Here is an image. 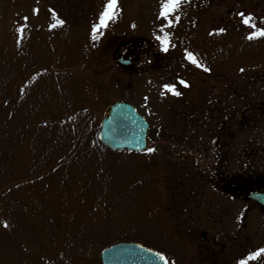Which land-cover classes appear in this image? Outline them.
<instances>
[{
  "label": "rangeland",
  "instance_id": "1",
  "mask_svg": "<svg viewBox=\"0 0 264 264\" xmlns=\"http://www.w3.org/2000/svg\"><path fill=\"white\" fill-rule=\"evenodd\" d=\"M108 2L0 0V264H101V251L118 241L140 242L170 264H200L205 246L226 242L247 222L233 210L219 226L207 224L217 212L203 215L200 180L207 170L246 172L250 152L264 151V113L238 123L217 166L208 169L200 143L238 109L251 114L264 100V37L246 39L254 29L238 15L251 14L264 29V0H181L166 19L159 15L165 0H116L101 25ZM165 33L168 46L156 39ZM138 38L162 54L161 67L140 74L117 63L119 44ZM184 75L220 82L214 89L207 82L202 98L192 85L188 110ZM115 101L150 120L146 151H110L98 142ZM207 189L208 204H223ZM248 224L257 252L264 248L259 209ZM247 264H264V253Z\"/></svg>",
  "mask_w": 264,
  "mask_h": 264
},
{
  "label": "flooded vegetation",
  "instance_id": "2",
  "mask_svg": "<svg viewBox=\"0 0 264 264\" xmlns=\"http://www.w3.org/2000/svg\"><path fill=\"white\" fill-rule=\"evenodd\" d=\"M74 4H76V2ZM74 4L73 8H77L74 6ZM75 18H77V15ZM72 19L73 18L69 20L72 21ZM156 52L157 51L153 50V46H151V43L148 40L138 38L122 41L117 47V50H115L114 57L116 60L120 58L119 64L122 67L142 74L143 70L157 69L155 68L154 64V55ZM130 59L133 60L132 64L126 65L125 62H128ZM163 60L164 59H162L161 64H163ZM180 80L186 81L189 85L188 87H184L182 85L183 92L186 93L185 99L187 103L185 102V105L188 107V110L192 108L193 104L190 100V93L188 92L191 91V88L195 86L194 84H199L198 90L200 91L202 98L203 92L206 91L205 85L207 82L209 84L208 89L212 87V83L220 82L218 76L191 77L189 75H184ZM212 88L214 89V87ZM208 104L212 103L208 102ZM199 105L200 102H198V106ZM248 109L249 108H246L245 111L238 109L239 111H237L235 118H233V114H231L225 119L224 123L219 124V129H214L213 132H215V136L212 140L201 141V154L206 160H208V169L211 163L216 164V166L222 163L223 158L227 155V151L225 149L231 148L236 141L234 139L237 135L236 127L239 125L238 123H242L243 121H249V123L250 121H258L260 115L264 113V100L261 101L260 105L251 109L253 113L249 114ZM217 115L221 116V114ZM246 161L248 163L246 172L241 175H236L235 177L228 175L226 176L222 173V171L208 172L207 170L203 172V177L200 181H202V184L207 185L206 187L200 189V195L204 201V203L201 204V207L204 209V211L202 210L203 215H207L205 213L217 212L213 219L210 215H208L207 217L209 221L206 223H210L211 226L213 223L214 227H217L220 225V219L223 215L222 213L225 212L228 217H231L232 214L230 212L233 210L244 212V217L247 222L244 225L241 224L242 226L240 227L238 226L236 230L233 231V234L227 235L226 242L218 244L216 241H214L213 244L205 246V256L200 261V264H219L222 262L227 264L229 261L228 257H231L234 253L237 254L239 251H245L241 256H236V261L245 258L250 253H252L253 236L251 235L250 230H248V218L250 213L254 212L255 209H259V211H261L264 215V206L250 198L249 195L251 193H264V151L261 153H255L254 151L250 152L249 156L246 158ZM208 187L212 189H210V196H212L214 199L217 197L218 200L223 202V204L207 203V196L209 195V190L207 189ZM229 222H232V220ZM233 223L235 224V222ZM214 227H211L213 229L211 232L216 234L217 231L214 230ZM202 237L203 239L208 238L206 231H203ZM218 245L220 246L219 249H217ZM227 250L229 253H224V251Z\"/></svg>",
  "mask_w": 264,
  "mask_h": 264
},
{
  "label": "water",
  "instance_id": "3",
  "mask_svg": "<svg viewBox=\"0 0 264 264\" xmlns=\"http://www.w3.org/2000/svg\"><path fill=\"white\" fill-rule=\"evenodd\" d=\"M154 57L155 66L159 67L162 55L155 53ZM117 61H120V58ZM132 62L130 59L125 63L131 65ZM149 130V121L133 104L115 101L105 109L97 139L112 151L141 152L148 147ZM249 196L264 206V193H251ZM100 260L101 264H169L161 252L134 241L110 244L101 251Z\"/></svg>",
  "mask_w": 264,
  "mask_h": 264
},
{
  "label": "snow or ice",
  "instance_id": "4",
  "mask_svg": "<svg viewBox=\"0 0 264 264\" xmlns=\"http://www.w3.org/2000/svg\"><path fill=\"white\" fill-rule=\"evenodd\" d=\"M181 3V0H165L164 3H162L161 5V10H160V17L166 19L169 15L170 12H172L175 8H177L179 6V4ZM116 5V0H109V2L106 5V9L105 11H103L100 14V24L104 25L105 20L109 18L110 16V12L112 9H114ZM238 15H240L242 17V23L245 26L251 27L254 30L249 33L246 36V39L252 40L255 39L257 37H264V29H260V28H256V25L254 23H252L253 17L251 16V14L245 15L244 13H238ZM61 23H63L61 21ZM96 26H93V31L95 32ZM220 32L224 31V29H220L218 30ZM157 40L161 41L162 45L168 46V35L167 33H165V35L163 37L161 36H157L156 37ZM165 50H167V47H165ZM187 59H189L193 64H195L197 67H200L201 65H199L198 61L194 58L193 54L188 52L186 53ZM207 70V69H205ZM179 84L183 85L184 87H188V83L184 80H179ZM163 87L171 92H173L174 95L179 96L181 93L179 91L175 90V85H163ZM164 93L162 92L161 95H163ZM149 152L153 151V149H148ZM262 253H264V248L259 249L257 252H253L250 253L245 259H241L237 262V264H247L248 260H253L256 257H258L259 255H261Z\"/></svg>",
  "mask_w": 264,
  "mask_h": 264
}]
</instances>
